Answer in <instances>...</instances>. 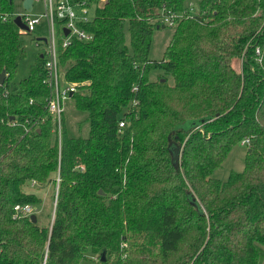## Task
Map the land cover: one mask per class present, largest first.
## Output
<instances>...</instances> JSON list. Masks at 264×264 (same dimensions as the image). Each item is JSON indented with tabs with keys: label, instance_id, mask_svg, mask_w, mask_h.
Segmentation results:
<instances>
[{
	"label": "trees",
	"instance_id": "trees-1",
	"mask_svg": "<svg viewBox=\"0 0 264 264\" xmlns=\"http://www.w3.org/2000/svg\"><path fill=\"white\" fill-rule=\"evenodd\" d=\"M15 1L0 0V264H264V0H199L161 61L158 22L187 0L100 3L94 40L60 50L81 115L63 117L61 158L40 54L17 81ZM245 138L244 170L213 177ZM58 172L56 208L53 188L43 218H14Z\"/></svg>",
	"mask_w": 264,
	"mask_h": 264
},
{
	"label": "built area",
	"instance_id": "built-area-1",
	"mask_svg": "<svg viewBox=\"0 0 264 264\" xmlns=\"http://www.w3.org/2000/svg\"><path fill=\"white\" fill-rule=\"evenodd\" d=\"M26 1V0H25ZM30 9L21 17L26 29L21 30L26 35L35 37L39 54L45 60V85L49 95L46 100V111L52 117L57 134L58 149L61 158L63 145V117L66 113L65 101L71 99L77 91V85L72 84L66 78L65 70L60 62V50L67 49L74 42L89 43L94 40L90 32V25L96 17V11L100 3L106 0H32ZM99 1V2H98ZM41 4L43 13H34L35 4ZM199 5L192 3L183 13L166 11L159 20V27L176 28L180 20L193 19L199 14ZM17 16H15V19ZM68 33V34H67ZM259 52V51H258ZM137 88L134 89L136 91ZM135 105L138 101L134 102ZM128 120L120 122V132H123ZM46 123V118L26 122L27 133ZM243 145L250 146V138H245ZM61 183L60 172L55 178V208L57 206L59 188ZM37 185L34 181L32 186ZM14 218L31 217L41 211L30 204H17L14 208Z\"/></svg>",
	"mask_w": 264,
	"mask_h": 264
},
{
	"label": "rangeland",
	"instance_id": "rangeland-1",
	"mask_svg": "<svg viewBox=\"0 0 264 264\" xmlns=\"http://www.w3.org/2000/svg\"><path fill=\"white\" fill-rule=\"evenodd\" d=\"M25 0H16L14 3V12L15 16L22 17L26 14V9L24 7ZM192 3L198 4L199 0H187L186 5H190ZM34 13H43L41 9V4L37 3L35 4V11ZM174 28H161L159 30H156L153 35V43H152V49L150 53V60L152 61H161L163 59L164 53L169 46ZM129 37V32L127 34ZM26 50H27V59L20 63V67L18 70L17 75V81H20L22 79H25L29 72L31 66L35 63L36 58L39 55V48L36 45L35 37L32 35H25L23 38ZM241 65V64H240ZM240 69V66L238 67ZM151 80H156L158 78L156 72H152L150 75ZM172 83V81H170ZM65 107H66V117L68 118L69 127L74 129V124H76L79 121V118H81V115L77 112V110L74 108L72 99H68L65 101ZM88 124H84V131H88ZM249 147L246 145H243L242 143H239L236 145L231 152L229 153L227 159L222 164V166L217 169L213 173V177L218 178L222 181H226L231 173L233 172H241L245 168L246 163V155ZM55 188V184H52L50 187L47 188H32L30 187L29 191H35L37 192L44 200L43 206L41 209V218H43V215L46 214L51 209V193L52 189ZM54 203H55V197H54ZM53 212V211H52ZM53 215V213H52Z\"/></svg>",
	"mask_w": 264,
	"mask_h": 264
},
{
	"label": "water",
	"instance_id": "water-1",
	"mask_svg": "<svg viewBox=\"0 0 264 264\" xmlns=\"http://www.w3.org/2000/svg\"><path fill=\"white\" fill-rule=\"evenodd\" d=\"M32 4H33V1L32 0H26L24 2V7L26 9H30L32 7ZM14 22H15V25L19 29H21V30H25L26 29L25 25L22 23L21 17H17ZM162 28L164 29L165 27H162ZM5 80H6V73L4 72L2 75H0V86L4 85ZM250 151H251V149H250ZM31 220H33L34 222H37V216H36V214H33L31 216ZM104 258H105V255H103V259Z\"/></svg>",
	"mask_w": 264,
	"mask_h": 264
}]
</instances>
